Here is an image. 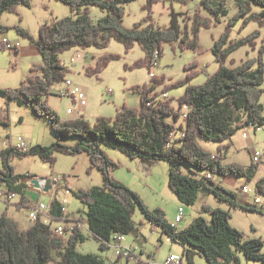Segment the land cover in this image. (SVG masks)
<instances>
[{
    "label": "trees",
    "instance_id": "16d2710c",
    "mask_svg": "<svg viewBox=\"0 0 264 264\" xmlns=\"http://www.w3.org/2000/svg\"><path fill=\"white\" fill-rule=\"evenodd\" d=\"M55 1L67 5L76 17L61 18L50 25L43 24L35 39L21 26L9 27L2 21L6 14L17 13L18 7H30L33 0H0V33L15 29L20 37L30 41L43 60L40 65L31 67L30 74L19 88H0V98L30 107L33 114L49 122L50 129L60 140L73 137L78 140L76 146L57 141L47 147L37 145L27 152H21L13 145L0 152L3 160L0 186H4L6 192L20 196L16 207H32L33 203L26 195L28 186L25 182L32 177L29 174H16L13 158L37 156L53 168L57 153H86L91 169L101 172L104 185L79 190L67 184L65 187L87 207L83 219L87 222L90 237L99 243L100 251L110 249L108 243L115 234L128 235L134 231L132 217L139 208L153 228H160L168 239L183 246L188 264H193L199 254L205 257L207 264H242L239 255L263 264V241L247 239L244 233L229 224L230 214L221 209H212L203 204V209L212 217L211 221L203 217L193 219L181 231L166 220L163 210H149L137 193L112 176L120 164L110 159L105 149L120 151L129 159L140 160L150 166L162 161L167 163L169 188L181 205H195L199 194L204 192L230 203L232 207L262 213L254 205L241 203L238 193L228 190L215 179L216 176H235L245 179L247 185L258 172L260 162L252 161L247 167L237 162L226 163L225 159L237 130L251 125L256 129L264 127V103L261 101L264 96V44L257 47L261 32L256 30L245 38L231 39L240 23L241 32L253 22L264 28V0H230L235 4L236 13L221 36L213 42V56L219 68L208 75L205 83L199 86L189 84L199 75L195 69L199 66L198 61H195L186 69L188 73L184 81L165 85L161 93L155 91L164 84V76L133 86L131 89L140 95V107L124 105L118 108L114 119L100 117L94 125L83 117L62 121L48 103L55 85L64 83L70 73L63 65L60 54L75 48L105 49L111 41L122 43L129 52L138 44L145 56L131 69L147 68L152 73L151 69L157 65L166 44L173 50L179 48L205 53L199 43V32L216 26L230 14L229 0H201V9L207 16L196 11L195 34L191 38L184 36L175 13L170 28H155L152 6L162 0H147V17L132 28L124 26V6L137 0ZM92 6L106 11L107 15L94 23ZM256 6H260L261 11H255ZM247 46L258 54L236 65L235 60L231 59L232 54ZM5 47L1 41L0 49L6 50ZM12 52L18 53V48ZM119 59L118 55L105 54L99 57L95 67L88 66L86 73L99 78L105 68ZM179 87L185 88V93L177 98L178 107L172 105V98L165 101L156 98ZM0 126L8 127L9 124L0 118ZM201 141L217 143V151L203 147ZM208 174L214 179H210ZM256 188V193L264 196V177L257 182ZM6 204L10 205L8 202ZM51 208L50 216L54 221L69 217L58 198L52 200ZM87 239L88 236L79 230L67 236H58L52 226L40 220L29 229H21L6 210L0 217V264H127L121 263V259L110 261L99 254L79 252L78 247ZM142 263L152 264L141 259L138 264Z\"/></svg>",
    "mask_w": 264,
    "mask_h": 264
},
{
    "label": "rangeland",
    "instance_id": "374dc122",
    "mask_svg": "<svg viewBox=\"0 0 264 264\" xmlns=\"http://www.w3.org/2000/svg\"><path fill=\"white\" fill-rule=\"evenodd\" d=\"M147 5V0H137L125 5L124 26L132 28L135 24L144 21L149 13L148 9H145ZM228 5L230 14L222 18L221 23L212 26L210 29H201L199 32V43L205 53L194 50L183 51L179 48L173 50L168 44L164 46V52L158 61V65L151 69L155 77L164 76L166 78L164 84L158 87L155 93H161L165 85L184 81L188 73L186 69L195 61H198L199 66L197 68L200 65L202 68L200 67L201 69L197 70L199 75L189 82L190 85H202L206 82L208 75L216 72L219 64L213 56V42L221 36L226 24L236 13L234 2L229 0ZM90 9L94 23L107 15L106 11L94 8V6ZM261 9L260 6H256L254 10L261 11ZM198 10L201 11L203 16H207L201 9V0H184L183 2L181 0H162V2L152 6L154 26L161 29L170 28L173 13H175L184 36L194 37L195 13ZM67 17L75 18L76 15L64 3L55 0H33L30 7L20 6L17 13L6 14L2 17V21L4 25L9 27L21 26L28 30L33 38L37 39L43 24L49 23L50 25L58 19ZM241 24H238L234 29L231 39L245 38L254 31L259 30L261 38L257 39V47L264 44V28H260L257 22H253L241 32L239 31ZM144 25H147V23H144ZM4 39L18 43L20 51L15 53L7 49H0V88H19L22 81L30 74L31 67L40 65L43 60L30 41L20 37L15 29L4 34L0 33V42ZM105 54L118 55L120 59L113 61L111 65L105 68L99 78L88 76L86 73L87 67H95L99 57ZM257 54V51H253L247 46L232 54L231 59L235 60L236 65H240L242 61L254 58ZM144 56L145 54L138 44L133 50L126 52L125 46L117 41H111L109 47L105 49L91 47L82 50L75 48L60 54L59 57L63 61V65L70 70L65 81L70 80L73 85L82 89L85 93L86 105L84 107L78 103L75 107L71 99L59 96L60 91L65 89V83L62 82L55 85L53 93L48 98L49 105L59 114L62 121L83 116L92 125L100 117L114 119L118 108L124 105L139 108L140 95L131 88L135 85L149 83L152 78L147 68L131 69V66L143 59ZM165 93L167 92L156 98L160 101L172 98V105L178 107L177 98L184 95L185 88L173 89L167 93L168 97L166 98H164ZM261 101L264 103V96ZM0 118L9 124L8 127L0 126V150L12 145L16 147L19 140L23 141L28 149L37 145L47 147L57 141L68 146H76L78 143L76 137L60 140V137L52 132L49 122L45 118L36 116L30 107L18 105L16 102H7L0 98ZM231 143L225 162H237L248 167L251 165L255 153L259 152L262 155V160H260L257 175L247 185L245 179L235 176H217L216 181L225 184L228 190L238 193L244 203L254 205L255 198H258L261 204L256 205L255 208L261 209L262 213L232 207L230 203L222 202L213 195L204 192L199 194L195 205H181L177 196L169 188V165L167 163L162 161L150 166L140 160H131L120 151L112 149H105V151L110 159L120 164V168L114 170L112 176L137 193L149 210H163L166 220L176 225L178 230L181 231L187 228L193 219L200 217L210 222L211 215L203 209V204H207L212 209H221L229 213L231 216L229 224L244 233L247 239L261 240L264 243V196L256 193V184L264 177V127L258 129V131L253 125L246 126L242 130L239 129L234 134ZM200 144L212 152L217 151L218 144L215 142L201 141ZM12 163L15 166L16 174H29L32 177L31 179L33 177L44 179L53 177L61 181L58 184L59 187L54 188L52 186V190L47 193L49 195L45 193V195H37L34 199L31 198L38 203L49 206L54 199L51 195L55 196L57 193L59 202L63 204L66 212L70 213V217L83 224L80 231L88 236L87 241L78 247L79 252L99 254L105 259L118 260L114 248L111 247L107 252L99 250V243L90 237L88 228L84 225L86 221L83 218L86 215L87 207L74 197L69 190L62 189L66 184L74 190L91 189L104 185L101 172L98 169H91L90 159L86 153L76 155L57 153L53 168L39 157L30 155L24 158H13ZM28 181L30 180L28 179ZM28 185L29 187L32 186L29 183ZM245 185L248 187V193L246 194L242 192ZM1 191H5L4 186H0ZM180 207L185 211L184 218L180 224H175L174 219L177 217ZM6 210L7 204L0 199V217ZM23 216L24 213L19 214L20 219ZM144 216V213L137 208L135 215L132 217L134 231L124 235V244L131 247L142 260L152 264H163L174 252L184 258V264H188L189 261L184 256L183 246L168 239L161 233L160 228H153ZM67 235L69 233L63 236ZM262 251L264 252V249ZM239 257L242 264H262L261 262L247 260L242 255H239ZM193 264H207V260L199 254L195 257Z\"/></svg>",
    "mask_w": 264,
    "mask_h": 264
},
{
    "label": "built area",
    "instance_id": "2783aa9c",
    "mask_svg": "<svg viewBox=\"0 0 264 264\" xmlns=\"http://www.w3.org/2000/svg\"><path fill=\"white\" fill-rule=\"evenodd\" d=\"M3 45H5L6 49L9 51H13L16 48L19 49V44L18 43H13L10 42L7 39L2 40ZM157 61V58H156ZM158 65V61L156 63ZM156 65V66H157ZM150 77L153 79L155 78V75L153 73H150ZM65 89L64 91H60V93L58 94L59 96L63 97H68L69 99H71V101L73 102L74 106L77 107L78 103L81 106H85L86 105V97H85V93L82 91L81 88L73 85V83L70 80H66L65 82ZM168 97V94L165 93L164 94V98ZM256 131H258V129H256ZM16 148L21 151V152H27L29 149L27 148L26 144L19 140V144L16 146ZM260 160H262V155L257 152L255 153L252 161L255 163H259ZM3 167V160L2 157L0 156V170ZM208 177L210 179H214V176L208 174ZM52 179V186L54 188H56L58 186V184H60V180L59 179H55V178H51ZM45 181H43L42 185H44ZM33 189L39 193H44L42 189H36L33 186L30 187V189ZM248 187H244L242 189V192L244 194L248 193ZM45 194V193H44ZM20 196L14 194V193H10V192H6V191H1L0 192V199L3 200L5 203H11V201L15 198H19ZM260 200L258 198H255L254 201V206L256 205H260ZM28 210V218L33 222L36 223L37 221H42L45 225H49L53 227V231L55 234H57V232H66L72 234L74 233V231L79 230L80 228H82L83 224H81L78 220L73 219L72 217H67L66 219L62 220V221H54L50 214H51V204L49 206L45 205L44 203H34L32 205V207ZM64 211L66 213V209L64 207ZM184 209L182 207L179 208L177 217H175L174 219V223L175 224H180L183 221L184 218ZM86 221V220H85ZM86 228H88L87 222L86 224H84ZM89 230V229H88ZM89 233V231H88ZM125 242V237L124 235H118L115 234L112 238V241L110 243H108V246L111 248H114L115 250V254L117 256L118 259H121V263H127V264H138V262L141 261V258L133 251V249L131 247H128L124 244ZM184 258L179 256L178 254H172L170 255L166 262H164L163 264H184ZM144 264V263H142Z\"/></svg>",
    "mask_w": 264,
    "mask_h": 264
},
{
    "label": "crops",
    "instance_id": "0c3cea01",
    "mask_svg": "<svg viewBox=\"0 0 264 264\" xmlns=\"http://www.w3.org/2000/svg\"><path fill=\"white\" fill-rule=\"evenodd\" d=\"M18 51H20L19 49H18ZM93 58H95V56H93ZM200 67L202 68V66L200 65ZM197 68L196 70H200L201 68ZM208 68V67H207ZM85 107V106H84ZM83 107V108H84ZM138 107H140V104L138 105ZM85 109V108H84ZM81 117H83V116H80V118ZM76 118V117H75ZM84 118V117H83ZM76 119H79V117L78 118H76ZM66 120H69V119H66ZM65 121V120H64ZM183 123H185V120L183 121ZM4 149H2V150H0V152H2ZM217 177V176H216ZM33 178H40V177H33ZM215 181H216V179H215ZM25 182H26V184H27V192H26V195L29 197V200L30 201H32L33 203H36L37 201H34L33 199H34V197H36L37 195H43L44 193H39V192H37V191H35V190H32V189H30V187H29V185H28V179L27 180H25ZM217 182V181H216ZM220 184H222L223 186H225V184H223V183H220ZM59 187V186H58ZM225 188H227V187H225ZM62 189H65V190H67L66 189V187L65 186H63L62 187ZM29 194H31L30 196H29ZM45 195V194H44ZM46 195H49V194H46ZM51 195V194H50ZM52 196V198H58L57 197V193L55 194V196L54 195H51ZM31 197H33V199L31 198ZM59 200V199H58ZM18 201H19V199L18 198H15V199H13L12 201H11V203H10V205H7V214L9 215V217H11V218H13V220H15L17 223H19V225L21 226V229H26V228H31L33 225H34V223H32V221L28 218V210L27 209H18L17 207H16V204L18 203ZM239 201L241 202V203H244V201L239 197ZM26 212V213H25ZM21 213H24V216L20 219V217H19V214H21ZM66 214H68V216H69V214L70 213H67L66 212ZM172 254H178V253H171L170 255H172ZM106 259H108V258H106ZM108 260H110V259H108ZM110 261H114V260H110ZM154 263H155V261H153Z\"/></svg>",
    "mask_w": 264,
    "mask_h": 264
},
{
    "label": "water",
    "instance_id": "95a60500",
    "mask_svg": "<svg viewBox=\"0 0 264 264\" xmlns=\"http://www.w3.org/2000/svg\"><path fill=\"white\" fill-rule=\"evenodd\" d=\"M29 184L32 185L36 189H42L44 193H49L52 190V179L51 178H33L29 179ZM43 181H45L44 185H42Z\"/></svg>",
    "mask_w": 264,
    "mask_h": 264
},
{
    "label": "bare ground",
    "instance_id": "6f19581e",
    "mask_svg": "<svg viewBox=\"0 0 264 264\" xmlns=\"http://www.w3.org/2000/svg\"><path fill=\"white\" fill-rule=\"evenodd\" d=\"M66 234H67L66 232H57L58 236H63V235H66Z\"/></svg>",
    "mask_w": 264,
    "mask_h": 264
}]
</instances>
